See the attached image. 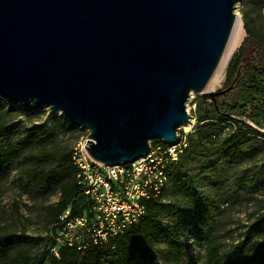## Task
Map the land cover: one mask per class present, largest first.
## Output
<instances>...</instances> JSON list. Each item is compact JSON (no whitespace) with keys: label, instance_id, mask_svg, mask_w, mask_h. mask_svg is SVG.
<instances>
[{"label":"water","instance_id":"water-1","mask_svg":"<svg viewBox=\"0 0 264 264\" xmlns=\"http://www.w3.org/2000/svg\"><path fill=\"white\" fill-rule=\"evenodd\" d=\"M237 0H0V97L87 130L103 164L169 145L232 35Z\"/></svg>","mask_w":264,"mask_h":264},{"label":"rangeland","instance_id":"rangeland-1","mask_svg":"<svg viewBox=\"0 0 264 264\" xmlns=\"http://www.w3.org/2000/svg\"><path fill=\"white\" fill-rule=\"evenodd\" d=\"M234 6L242 21L243 37L228 56L213 91L227 87L226 69L237 54L243 60L249 58L247 34L264 36V0H237ZM191 93L185 102L190 121L178 128V134L192 131L203 116L207 117L204 121H220L208 112V97ZM22 108L21 104L0 97V142L16 141L30 132L45 139L24 144L19 148L22 154L71 150L87 133L47 108L27 112ZM236 118L245 120L257 131L240 138V152L228 158L223 156L221 140L233 129L231 121L223 120L218 135L210 140L205 151L173 169L162 194V201H170L175 207L174 213L162 216V224L183 223L180 239L192 243L184 252L182 264H200L203 260L202 247L194 243L195 225L200 229L212 225L216 239L223 243L221 253L226 261L252 262L264 249V119L255 123ZM24 166L26 163L21 160L0 169V264H21L23 256L45 250L53 234L49 206L58 199L59 190L54 186L32 187L22 174ZM240 181L242 184L238 185ZM191 186L197 188L200 203L209 209L207 215L194 211ZM1 248L5 249L4 254ZM154 261L159 264L157 257Z\"/></svg>","mask_w":264,"mask_h":264},{"label":"trees","instance_id":"trees-1","mask_svg":"<svg viewBox=\"0 0 264 264\" xmlns=\"http://www.w3.org/2000/svg\"><path fill=\"white\" fill-rule=\"evenodd\" d=\"M246 40L250 46L249 58L243 60L241 54L234 57L226 69L225 86L231 87L217 95L215 103H210L208 112L220 121H204L207 117H200L194 129L186 133L187 146L172 165L169 176L181 162L193 160L194 155L208 148L210 140L218 135L223 120L233 124L231 133L224 136L220 143L225 158L240 152V138L245 133H257L245 120L236 118L244 117L255 123L264 119V36L248 33ZM22 110L28 111L25 108ZM58 118L62 119L60 115ZM42 140L45 139L39 133L30 132L16 141L0 142V169L8 163L22 160L26 163L22 174L32 187L54 186L59 190L58 199L49 206L53 234L47 248L36 255L23 256L21 264H155V257L159 264L183 263L184 252L192 243L180 239L183 223L163 225L161 222L162 216L174 213L175 209L172 202L161 199L166 185L159 194L145 201V212L137 221L114 237L103 242H93L88 233L82 232L70 244L57 241L56 236L61 235L68 218L85 215L89 219L93 216V201L83 193L82 185L78 183L77 168L70 157L71 150L21 153L19 148L24 144ZM153 144L154 141L150 146ZM190 188L194 211L207 215L209 209L200 203L199 191L194 186ZM65 210H68L66 218L60 219ZM194 228V243L199 244L204 251L200 264H264V249L252 262L226 261L221 253L223 243L216 239L212 225L208 224L202 229L195 225ZM53 249H56V254ZM4 250L1 248L3 254Z\"/></svg>","mask_w":264,"mask_h":264},{"label":"built area","instance_id":"built-area-1","mask_svg":"<svg viewBox=\"0 0 264 264\" xmlns=\"http://www.w3.org/2000/svg\"><path fill=\"white\" fill-rule=\"evenodd\" d=\"M186 133L172 145L157 142L143 156L120 164H103L90 157L85 149L87 133L71 149L77 168L78 183L93 201V216L76 215L67 219L59 242H68L88 233L93 242H103L123 232L145 212V201L156 196L166 185L169 171L187 146ZM65 210L60 219L66 218ZM56 254V249H53Z\"/></svg>","mask_w":264,"mask_h":264},{"label":"bare ground","instance_id":"bare-ground-1","mask_svg":"<svg viewBox=\"0 0 264 264\" xmlns=\"http://www.w3.org/2000/svg\"><path fill=\"white\" fill-rule=\"evenodd\" d=\"M243 32H244V30H243L242 21H241L239 15L237 14L234 29L232 31V35L230 37V40H229L228 45L226 47V50L224 52V56H223V58L219 64L218 68L215 70V72L212 74L209 81L207 82L205 90H208V91L212 90L220 82L223 67L226 63V60H227L228 56L231 54V52L241 42L242 37H243ZM190 94H192V93L190 92Z\"/></svg>","mask_w":264,"mask_h":264}]
</instances>
